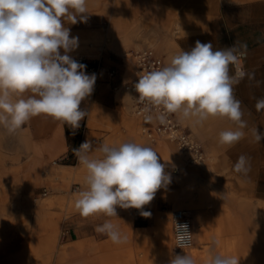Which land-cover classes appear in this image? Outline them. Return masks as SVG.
<instances>
[{
    "label": "crops",
    "instance_id": "crops-1",
    "mask_svg": "<svg viewBox=\"0 0 264 264\" xmlns=\"http://www.w3.org/2000/svg\"><path fill=\"white\" fill-rule=\"evenodd\" d=\"M87 7V23L65 24L70 35L79 38L78 48L71 53L80 52L82 57L99 62L94 91L89 102L80 105L88 107L81 143L88 138L94 141V148L127 141L150 146L165 164L171 183L158 190L151 204L145 206L144 210L152 213L150 218L142 217L137 209L119 207L117 217H84L77 210L66 221L75 237L61 239L50 204H65L66 188L74 180L77 188L68 196V207L76 210L74 200L85 186L86 175L77 156L70 158L72 163L56 161V155L65 154L72 144L68 125L43 114L32 117L15 131L0 125V131L13 137L0 143V147L9 149L0 150V258H6L3 263L0 259V264H28L26 258L35 259L42 245L48 250L40 257L54 264L53 243L59 244V238L60 243L78 238L109 243L106 234L96 231L106 219L127 237L126 242H112V264H168L172 256L185 254L195 264L199 257L205 264L210 254L230 256L226 251L230 244L236 245L231 256L239 258V264H243L246 254L251 256V264H260V213L254 212L255 206L251 204L261 200L264 141L257 143L251 129L258 127L264 132V110L255 108L256 99L264 97V0H87ZM197 40L211 42L214 49L234 46L244 52L242 64L246 72L254 74V79L245 77L234 86V96L242 102L243 120L247 122L245 136L239 142H220L221 131L236 127L227 117L197 122L175 113L180 124L207 149L214 163V167L186 164L181 169L170 163L177 157L171 155L176 151L174 145L157 140L156 135L161 133L154 124L134 111L131 92L123 82L129 56L122 51L151 49L164 67L174 54L181 49L190 50ZM147 44L153 46L140 47ZM71 53V57H76ZM111 68L115 70L113 75L108 72ZM229 70L233 74L232 65ZM257 81L261 82L259 86ZM116 88L119 90L115 91ZM241 155L248 157L247 171L237 173L233 166ZM57 164L66 170L56 173L52 166ZM57 176H61L62 186L55 188ZM229 180L242 182L243 188L237 190L224 184ZM210 181L219 184V188L212 187ZM48 185L50 193L42 192L46 196H33ZM179 195L187 196L195 206L194 211L190 210L194 219L193 242L174 254L170 211ZM221 204L229 216H223ZM99 253L94 249L88 251L93 261Z\"/></svg>",
    "mask_w": 264,
    "mask_h": 264
},
{
    "label": "clouds",
    "instance_id": "clouds-1",
    "mask_svg": "<svg viewBox=\"0 0 264 264\" xmlns=\"http://www.w3.org/2000/svg\"><path fill=\"white\" fill-rule=\"evenodd\" d=\"M87 0H0V125L15 131L32 117L50 116L79 129L88 111L80 105L94 91L96 74H86V65L69 53L79 46V38L70 35L65 24L87 23ZM242 47L246 48V45ZM61 50L63 54H61ZM243 53L234 46L214 49L213 44L195 42L190 50L174 54L170 62L158 69L138 75L134 84L138 100L157 109L161 123L165 114L203 122L209 117H227L234 129L219 133L222 144L232 145L245 136L242 102L234 96V86L246 72L239 59ZM235 66L230 74L229 66ZM257 86L260 81H257ZM255 108L264 110V97L257 98ZM150 113V109H145ZM148 114L145 119L153 120ZM254 140L264 141V132L251 129ZM86 138L72 149L86 170L84 188L76 193L74 207L88 217L102 214L117 217V207L137 209L144 218L152 213L144 208L154 200L158 190L167 188L171 175L150 146L135 141L117 145L102 144L94 148ZM100 153L99 156L92 155ZM248 157L241 155L234 163L237 173L247 171ZM184 237H190L187 224L178 225ZM113 243L126 242L110 219L96 227ZM233 256L209 255L205 264H239ZM168 264H195L185 255H174Z\"/></svg>",
    "mask_w": 264,
    "mask_h": 264
},
{
    "label": "built area",
    "instance_id": "built-area-1",
    "mask_svg": "<svg viewBox=\"0 0 264 264\" xmlns=\"http://www.w3.org/2000/svg\"><path fill=\"white\" fill-rule=\"evenodd\" d=\"M242 52V51H241ZM240 56L239 63L241 67L245 70L244 65L242 64V57L244 52ZM125 55H131L133 57V69L131 77L125 82L126 87L132 94V100L134 104V111L143 119L148 114L153 115V120L148 121L153 123L155 129L161 134H167L176 140L179 148L183 151L190 162L199 163L204 157V149L201 143L194 139L187 129H185L180 122L175 117V113L165 114V120L163 123L159 119H156L157 109L154 106L149 105L146 101L141 102L138 100V93L135 91L134 84L138 81V75L158 70L163 67L161 59L153 53L151 49H135L127 50ZM79 63L86 65V71L91 73H97L99 71V62L97 60H85L84 57H72ZM233 74L235 73V66L232 65ZM110 75L115 73L113 68L108 70ZM150 109V113L146 112L145 109ZM85 125L84 122H81L79 129L75 130L73 135V130L71 131L72 144L70 149L65 154L67 158H74L76 155L73 153L72 149L78 148L81 144L82 134L84 131ZM146 130L151 133L150 127H147ZM172 223H173V253L177 254L182 247L190 244L192 239L191 229H190V218L187 211L184 208H175L172 211ZM178 225L187 224L188 231L191 234L190 237H184L180 230L177 228Z\"/></svg>",
    "mask_w": 264,
    "mask_h": 264
},
{
    "label": "bare ground",
    "instance_id": "bare-ground-1",
    "mask_svg": "<svg viewBox=\"0 0 264 264\" xmlns=\"http://www.w3.org/2000/svg\"><path fill=\"white\" fill-rule=\"evenodd\" d=\"M71 55L76 56V57H82L81 56L82 53L80 52L71 53ZM87 72L89 73V75L91 74V72L89 71ZM89 97L85 98V100L81 102V105H86L89 102ZM170 139L175 140L172 137ZM170 139L169 141L166 140V142L174 145V142ZM211 161H212V157L210 156V154H208L207 160L205 163L207 167H214V163ZM174 162L177 163L181 169L184 168L183 159L179 155H177ZM188 162L197 164L194 162H190L189 160ZM52 170L55 171L56 173H59L61 170H66V168L65 166H62L61 164H57V165L52 166ZM208 183L212 187H214L216 190L219 188V184H216L213 181H210ZM175 205L181 206L177 208H184L187 211L189 218H190V229H191L192 239H191L190 244L185 246V247H188L193 242V225H194V219L191 217L190 210L194 211L195 206L194 204L189 203L187 196L184 198L180 195L177 198ZM220 208L222 210L223 216L230 215L229 211H227V208L225 207L224 204H221ZM172 235H173V230H172ZM260 239H261L260 253H259L260 264H264V211L260 212ZM87 241H90V240H88V238H78L73 241H69L66 243H59V244H57L56 241H54L53 243V252H54L53 256L55 258L53 261L54 264H93V263L94 264H112V241L109 243H104V242L93 243V242H87ZM93 249L95 251L100 252L99 255L96 254L97 256L95 257L94 261L93 259L89 258V255H88V251L93 250ZM39 250L40 251H37V257L35 259L32 258L30 260L29 258H26L25 261L28 264H50L49 259L45 260L43 256L40 257L45 251L48 250V248H46L45 245H42L39 248ZM226 251L230 254V256L233 255L236 251V245H233V244L226 245ZM251 260H252L251 256H249V254H246V256L244 257L243 264H251Z\"/></svg>",
    "mask_w": 264,
    "mask_h": 264
},
{
    "label": "rangeland",
    "instance_id": "rangeland-1",
    "mask_svg": "<svg viewBox=\"0 0 264 264\" xmlns=\"http://www.w3.org/2000/svg\"><path fill=\"white\" fill-rule=\"evenodd\" d=\"M146 46H153V45L152 44H147V45H143V46H140V47H146ZM126 51L127 50L123 49L122 53H124ZM128 56H129L128 59H126L127 69H126V72L123 75V82L127 81L131 77V75H132L133 57L130 54ZM84 58H85V60H88L86 57H84ZM86 74H89V73L86 71ZM91 74H93V73H91ZM118 88H116L115 91H118L119 90ZM111 104H112V102H111ZM81 109L87 111L88 110V107H81ZM84 121H85V119L82 120L81 122H84ZM139 121H140V119H139ZM68 128H69V126H68ZM141 128L142 127H140V132L143 135H145L144 134L145 132L141 131L143 128L142 129ZM69 133L71 134L70 128H69ZM7 135H8V133H6V132H4L2 130L0 131V143H4V140L5 141H7V140L9 141V140H12L13 139V137L11 135H9V136H7ZM170 138L171 137H169L167 134L156 135V139L157 140L158 139H161L163 142H164V140H168L169 141ZM170 140H172V139H170ZM172 141L174 142V147H175V150L176 151H175L174 154L172 153L171 155H174L175 157H176V155H179L183 159L184 165L187 164V165L194 166L195 164L188 162L186 154L183 151L180 150V148L178 147V145L175 142V140H172ZM69 149H70V147H69ZM0 150L5 151V150H9V149H6V147H0ZM167 153H169V152H167ZM65 154H63L60 157L58 156L59 154L56 155V161L57 162H60V163H72V160L70 158L65 157ZM208 154L209 153L207 152V149H206V151L204 150V158L205 159L203 158L202 161L200 163H197V164L198 165H205L206 166L205 163H206ZM170 163H173V164L178 165L175 162H170ZM53 177L55 178V176H53ZM57 178H58V184L56 186L54 185L55 188L62 186L61 176H57ZM73 181L74 180H70L69 181V185L66 188V192L65 193H66L67 197L65 199V204H59L57 202H54V203L50 204L51 211H52L51 217H52V219L54 218L55 220H57L58 229L60 231L61 239H65V240H67L69 238H74L75 237V234H74V232L72 230V227L70 225L66 224V221H68V219H70L71 217H73L76 214V211H77V210H71L68 207L69 200H71V198H68V196L72 193V191H74V189L77 188L76 187L77 183H75ZM223 182H224V184H227L228 186H231V187H233V188H235L237 190L243 188L242 187V182L237 181V180L236 181L229 180V181H223ZM50 189H51V187L48 185V186H46V187H44L42 189L37 190L36 193H33V196H37V197L46 196L47 194H43L42 192H45L46 191V192L50 193ZM251 203H252V201H251ZM258 203H259V205H258ZM258 203L255 202V203H252L251 204L252 206L254 204V206H255V211L254 212H257V214H259L261 211L262 212L264 211V180L261 181V200ZM177 207H181V206L174 205L173 208L170 211L171 221H172V214L171 213ZM62 232H65V234H62ZM61 239L60 238L58 239V243H60ZM100 240H102V239L96 238V241H100ZM173 240L174 239H173V235H172V244L174 242ZM201 253H202V251H201ZM0 259H1V262L2 263L6 261L5 256H1ZM203 262H204L203 259L199 257L196 264H203ZM21 264H24V263H21Z\"/></svg>",
    "mask_w": 264,
    "mask_h": 264
}]
</instances>
